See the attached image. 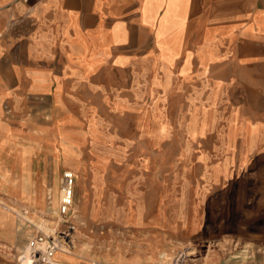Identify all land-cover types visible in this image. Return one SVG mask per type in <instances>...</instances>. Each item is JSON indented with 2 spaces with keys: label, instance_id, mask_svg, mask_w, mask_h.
<instances>
[{
  "label": "crops",
  "instance_id": "obj_1",
  "mask_svg": "<svg viewBox=\"0 0 264 264\" xmlns=\"http://www.w3.org/2000/svg\"><path fill=\"white\" fill-rule=\"evenodd\" d=\"M141 92L152 106L162 93L163 122L184 125L179 166L221 173L213 180L228 185L264 170L255 168L264 165V0H0L2 202L19 198L35 211L51 176L60 181L65 169L89 175L79 158L86 141L103 166L96 186H104L107 157L127 160V137L82 125L106 124L108 115L135 123ZM130 134L138 132L130 126ZM116 137L118 147L107 143ZM95 180L88 182L95 187ZM122 200L111 218L97 201L82 199V219L117 220L120 234L113 248L97 257L85 251L82 260L156 264L154 235L169 239L170 212L154 225L149 215L139 219L138 199ZM26 214L18 215L29 224L27 238L0 207V264H18L15 255L39 224ZM188 220L179 216L173 226L194 231ZM248 248L198 264H264V245ZM71 253L58 256L82 261Z\"/></svg>",
  "mask_w": 264,
  "mask_h": 264
},
{
  "label": "rangeland",
  "instance_id": "obj_2",
  "mask_svg": "<svg viewBox=\"0 0 264 264\" xmlns=\"http://www.w3.org/2000/svg\"><path fill=\"white\" fill-rule=\"evenodd\" d=\"M143 95L141 92L142 97ZM156 99L159 106H152V99L148 100L145 95L141 98L138 110L131 117L135 123L128 124L125 117L108 115L106 124L95 127L90 124L82 125L88 132L97 130L115 133L118 137L123 133L127 137L129 149L127 160L111 155L107 157V164L101 171L104 186L98 188V171L103 166L98 163L96 155L90 154L88 141L84 143V150L79 158L83 162L88 161L90 172L89 175L76 173L75 191L78 194L75 195L74 218L62 219L57 215L56 196H59L60 181L53 175L46 184L41 209L36 207L37 210L34 211L28 204L14 200L19 198L11 197L9 203H3L0 198V207L10 214L12 224L17 227L20 224L19 228H23L27 238L29 224L25 221L26 226L28 224V228H25L23 218L18 215L26 210V219L39 223L45 231L73 226V248L61 244L63 251L59 253L69 259L73 254L67 255L65 251L72 250L82 260L87 258L86 252L97 257L105 249L113 248L115 241L120 239V234L116 233L119 224L117 220L99 217L82 219V199L97 201L95 208L103 207L111 218L118 215L122 199H138L140 220L149 215L152 217L151 222L157 225L162 222L159 217L161 211L168 210L171 215L173 229L170 230L169 239L163 232L156 231L154 235L158 254L156 264H198L201 258H220L228 249L239 250L264 245V170H254L246 178L241 177L228 185L225 179L213 180L212 176L221 173L198 172L191 165L188 168L179 166L182 158L180 144L182 147L184 143L179 137L184 125L163 122L166 111L163 108L162 93L157 94ZM154 115L159 117V121L151 123ZM130 126L133 132H138L137 136L130 134ZM120 141L117 138L107 143L118 147ZM257 167L263 168L264 165L256 164L255 168ZM92 177L97 179L94 181L95 187L88 182ZM179 216L184 224L186 220H192L195 230L192 231L187 226V231L184 232L179 226L174 227ZM163 235L167 237L166 240H163ZM19 253L15 255L18 264ZM75 263L93 264V261L90 259Z\"/></svg>",
  "mask_w": 264,
  "mask_h": 264
},
{
  "label": "built area",
  "instance_id": "obj_3",
  "mask_svg": "<svg viewBox=\"0 0 264 264\" xmlns=\"http://www.w3.org/2000/svg\"><path fill=\"white\" fill-rule=\"evenodd\" d=\"M75 180L76 174L73 171L67 169L62 171L57 208L62 219L69 216L74 204ZM33 227V234L28 239L26 247L17 256L21 264H77L62 260L58 256V253L63 251L61 244L68 248L72 245L73 226L54 231H45L39 224H34Z\"/></svg>",
  "mask_w": 264,
  "mask_h": 264
},
{
  "label": "bare ground",
  "instance_id": "obj_4",
  "mask_svg": "<svg viewBox=\"0 0 264 264\" xmlns=\"http://www.w3.org/2000/svg\"><path fill=\"white\" fill-rule=\"evenodd\" d=\"M72 252V250H68V251H65V253L68 255V254H72L71 253ZM26 262V261H25ZM27 263V262H26Z\"/></svg>",
  "mask_w": 264,
  "mask_h": 264
}]
</instances>
